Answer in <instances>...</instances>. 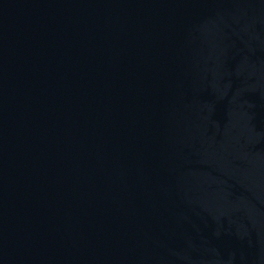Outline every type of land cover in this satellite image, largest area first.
<instances>
[{
    "label": "water",
    "instance_id": "1",
    "mask_svg": "<svg viewBox=\"0 0 264 264\" xmlns=\"http://www.w3.org/2000/svg\"><path fill=\"white\" fill-rule=\"evenodd\" d=\"M0 264H264V0H0Z\"/></svg>",
    "mask_w": 264,
    "mask_h": 264
}]
</instances>
